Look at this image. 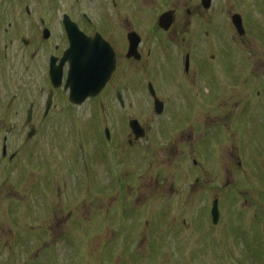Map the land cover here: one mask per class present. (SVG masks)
Returning <instances> with one entry per match:
<instances>
[{
	"label": "rangeland",
	"instance_id": "374dc122",
	"mask_svg": "<svg viewBox=\"0 0 264 264\" xmlns=\"http://www.w3.org/2000/svg\"><path fill=\"white\" fill-rule=\"evenodd\" d=\"M75 1L0 0V193L4 195L0 200V264H264V78L253 69L264 49V0H214L210 11L202 8L201 0H80L79 5ZM146 2L149 7H144ZM114 6H119L121 14L131 13L126 20L132 18L141 25L147 47L153 36L152 68L174 63L165 70L168 75L179 64L184 66L188 50L195 59L206 61L208 70H215L197 87L183 85L188 93L175 88L169 97L179 114L173 115L168 127L190 122L202 103L216 96L224 101V113H236L232 136L224 128L219 139L214 131L205 134L207 154L200 160L203 173L195 169L188 149L171 160L169 150H157L165 147V141L157 147L142 146L137 154L129 149L125 136L129 156L121 165L119 153L107 146L101 130L106 126L118 133L119 121L130 117L120 111L116 89L132 101L133 111L139 104L136 117L148 121L149 104L133 100L141 93L147 96L139 85L145 77L139 67L122 64L120 85L110 87L102 95L104 101L88 100L83 106H73L67 91L51 85L50 56L61 57L69 45L63 15L102 19L104 15L94 11L111 7L112 14ZM168 8L178 10L179 19L174 47H168L173 58L165 61L158 44L161 36L156 40L155 32L149 35L150 23L142 20L141 12L153 22ZM234 13L244 18L245 42L231 22ZM44 28L51 31L48 40L43 37ZM122 41L115 40L120 51ZM54 44L60 45V51ZM213 55L218 57L214 61ZM51 93L54 109L43 119ZM184 98L191 108L183 103ZM225 102L230 111L224 108ZM31 103L39 131L29 139L26 117ZM211 107L207 103L205 112ZM105 111L112 114L104 116L106 125L99 129ZM162 120L166 126L168 116ZM5 139L9 155L18 156L13 162L2 157ZM225 140L232 145L231 184L226 182L220 160ZM159 176L174 182L181 192L199 191L200 187V191L215 192L222 185L219 226L212 224L210 215L214 199L198 198L192 204L172 207L176 199L143 197L144 184ZM110 180L121 181L123 191L106 195ZM25 188L29 195L17 199ZM81 205L94 210L89 219L76 211ZM61 212L68 219L58 238L50 226ZM70 219L76 227H71ZM113 233L118 238L112 239Z\"/></svg>",
	"mask_w": 264,
	"mask_h": 264
},
{
	"label": "flooded vegetation",
	"instance_id": "af4514ba",
	"mask_svg": "<svg viewBox=\"0 0 264 264\" xmlns=\"http://www.w3.org/2000/svg\"><path fill=\"white\" fill-rule=\"evenodd\" d=\"M76 5H79L80 0H76L75 1ZM115 8L112 9L113 13H110V8L107 11H103V10H96L94 12L98 13V14H103L104 17H102V19H95V18H91L88 15H82L84 20H80V18L76 17V16H72L73 20L79 25L80 29L89 37L94 38L97 34H100L105 40H107L112 47L114 48L115 52H116V57H117V68H116V72L113 75V81H115V86H113V84L110 82L107 87L106 90L107 91L110 87H118L117 85H120V82L118 80L119 76L122 74L121 71V65H129L130 67H134L137 66L139 67L140 70H138L139 72H142L145 74V77L143 82H139V85L145 88L146 94H147V99H149L148 104H149V109H150V116L147 118L148 121L144 120V119H140V124L142 125V127L145 129L146 134L143 138H137L135 135L132 134V132L129 130H127L126 124H127V120L128 122H130L131 120H133L131 117L127 118V119H121L119 121V126L120 129L116 130L118 133L114 132L113 130L116 128H112L110 129L109 132V137L108 140L105 138V142L107 144L108 147H111V149L113 148L114 152H118L119 153V161H120V165L121 164H125L126 162V158L129 156V153L127 151V149L125 148V141L126 138L125 136H127V143L129 145V149L131 150H136L137 154L141 153V148L142 146L147 145L148 147H153L156 145V147L159 145V142H166L165 147L160 148L159 146L157 147V150L163 149V150H168V146H170L171 144V140L173 139V132L181 127H188V125L191 123L187 122L186 124L183 125H177V126H172V127H168L169 123L172 122L173 120V115L174 114H179V107L177 106L175 108V106L173 105V103H171L169 101V97L171 95V91L173 89L176 88L177 91H181L182 93H188L189 91H185L184 89H182L181 87L183 85H185V87L190 88V85L192 84V87H197L198 83L201 82L203 79L207 78H211L212 77V73L215 70H208L207 63H205L206 61L201 60L200 58L195 59L194 55H190L189 51L187 50L184 54H185V63L184 66H182L181 64H179L178 66V70L176 69H171L168 71V75L165 73V70L169 69L170 66H173V64L171 65H156L153 68L150 66V58L153 57V47L152 44H154V41L151 42L153 40V36H151L152 32H155V37L157 36V38H155L156 40L160 39L158 38V36H161L162 41H159V46L161 48V51L163 52V59L166 60H171L173 58V55L170 54V47H174L173 42V38L175 35V29L176 27H178V19H179V11H176V15H177V20L176 22L171 26V28L169 30H164L162 29L159 25H158V19L159 16L164 14L165 12L171 10V8L165 9L163 11H161L160 13H158V17L156 20H154L153 22L150 20H147L146 17H144L143 12L142 13V20H146L148 23H150V31H148L149 35L151 36L152 40L150 41L149 38V47H147L146 45V37H145V33H143L140 28L141 25H139V23L134 22L132 18H130V20H126V15L130 12H124L123 14H121L122 12L118 11V7L119 6H114ZM136 7V6H135ZM143 8V7H142ZM174 10V9H173ZM115 11V12H114ZM144 11V10H143ZM115 14V17L112 18L110 16H113ZM130 17H132L131 13H130ZM157 23V26H156ZM131 33H137L140 38H141V43L140 46L138 48V56H140L139 59H136L134 57H128L127 53H128V49H129V43H128V36ZM184 37L183 41L186 40ZM246 38L243 37L241 38L243 42H245L243 39ZM122 39V43L123 45H120L122 47V50L120 51V49L118 48V45L115 43V40H119ZM30 42H28L29 45ZM221 43V42H220ZM251 43V41H250ZM249 43V44H250ZM169 47V48H168ZM166 52V53H165ZM183 54V57H184ZM214 57V58H213ZM188 58H190V63L189 66L186 64V61L188 60ZM216 58H218L217 56H211V59L214 61L216 60ZM175 62H178L175 59ZM209 67V66H208ZM172 70H176L174 71V73L172 72ZM159 71H163L162 73ZM208 75V76H207ZM157 84L160 86V91L158 90L159 88H157ZM201 84V83H200ZM199 84V85H200ZM103 92V93H104ZM103 93L98 96L95 99H103L102 95ZM115 100L118 103V100L120 98H123L125 101V104L128 103L126 97H124L121 94V91L116 89L115 90ZM120 94V96H119ZM232 99V98H231ZM222 102L223 99L222 97H213L209 102H203L202 103V108L200 109L199 113H204L205 109H206V104L209 103L211 104V109L208 111V113H213L215 110H217L219 113V115L222 116L224 119L227 117L224 115L225 113L223 112V107H222ZM234 102V101H233ZM185 105L188 106V108L190 107V103L186 101V99L184 98V102ZM34 103H31L30 107L33 108V115L32 118L28 117V113H27V117L26 120L28 122V134H27V138L31 139L33 137H35L39 131L38 127L35 125V104L33 106ZM119 104V103H118ZM120 105V104H119ZM201 106V105H200ZM199 106V107H200ZM120 107H122L120 105ZM227 111H230V109H227V103L225 102V107H224ZM177 109V110H176ZM157 111H161V114L158 115L156 112ZM228 113V112H227ZM107 113H104V115H106ZM46 112L43 115V119H46ZM165 116H168L169 121L166 122V126H165V120H162V118H164ZM155 122V123H154ZM40 125L42 124V121L39 123ZM106 125V123H104V126ZM103 125L101 124L99 129H101ZM118 126V127H119ZM108 127L105 126V130ZM222 129L220 128L219 130H215L214 131V135L216 139H219L218 135L221 134L222 136ZM107 131V130H106ZM128 133H127V132ZM197 131H199V129H197ZM102 134L103 131L101 130ZM155 132H157V134H155ZM30 135H33L32 137H30ZM153 141V143L151 144V142ZM105 144V148L107 147ZM206 140L205 137L204 139L200 142L195 144L189 151H191V153L189 154L190 156L193 157V163L196 167V170L198 173H203L204 172V168L202 167V165L200 164V160H202V158H206V154H207V150H206ZM162 145V144H161ZM187 149V148H186ZM203 149V150H202ZM171 153V151H170ZM3 159H7L8 161L13 162L18 156L16 155V153L10 154L8 152L4 153L2 155ZM28 158H30V155H28ZM167 181V182H166ZM197 184H200V178L198 177L196 179ZM155 184L157 186V188L159 189L158 191H156L154 193V195L152 196H162L165 197V200L167 201H172L171 199H176L175 202L173 203L172 207L174 206V204H192L196 199H201V200H206V199H219L218 196H220L221 194V190H222V185H219V188L216 190L215 192H207V191H200L201 187L199 188V191H186V192H181V191H177L175 189V183L171 182L168 178L164 179V176H159L156 178H152L149 181V184H144L143 186V197L147 196V191L149 189V187H152V185ZM118 187H117V186ZM172 189V191L168 192L167 188ZM124 189V185L121 181H115V180H110L108 182V184L105 185V194L108 196H113L115 194H119L121 191H123ZM111 190H116L117 193L114 194H110ZM120 191V192H118ZM198 193H200L198 195ZM182 196V197H181ZM200 209V208H199ZM62 213V212H61ZM67 214H70L71 217L73 218V213L68 211ZM67 214H58L57 217H59L61 221L64 222V219H68ZM56 216V214L54 215ZM62 216V217H60ZM55 218V217H54ZM70 225L72 228L76 227V222L73 221V219H70Z\"/></svg>",
	"mask_w": 264,
	"mask_h": 264
},
{
	"label": "snow or ice",
	"instance_id": "6c2138e0",
	"mask_svg": "<svg viewBox=\"0 0 264 264\" xmlns=\"http://www.w3.org/2000/svg\"><path fill=\"white\" fill-rule=\"evenodd\" d=\"M144 7H149L147 2ZM185 26L187 27V25ZM68 36L71 40L70 49L64 54L65 64L56 69V78L59 81V86L62 80L65 82L66 90L70 91L71 96L75 94L78 98L82 99V102L78 104L83 106V101L86 97H95L101 90H106V85L110 82L115 86L116 82L112 79L115 70V53L103 43L86 39L76 29L72 32L71 36L68 33ZM53 47L56 51H60L59 44H54ZM253 69L256 76L264 78V49H262L259 62L253 65ZM133 100L143 101L144 105L148 103L147 97L143 93L134 96ZM118 103L122 106L120 111L122 113L127 111L132 119H136V113L141 111L139 104H137L135 111H133L132 101L125 104L124 99L120 98ZM224 115L227 119L221 117L219 113L211 114L204 112L201 114L194 112V119L188 127H181L173 132V139L170 146H168V150L171 151L172 155L168 156V159L171 160L173 157L183 155L186 148L190 150L195 144L200 143L208 132L224 128L225 132L229 136H232L235 129L231 125L236 123V113L232 112L230 115L225 113ZM231 152L232 145L226 140L223 141L220 160L223 165L226 182L229 184L234 180L230 167ZM2 172L3 169L0 168V175H2ZM185 176H187V172H185ZM35 179V175H33L32 181L34 182ZM211 179H215V177H211ZM29 187H31V184H29ZM158 190L157 186L153 184L148 189L147 195H154ZM28 195V189L25 188L22 196L17 197V199L26 198ZM3 199V193H0V200ZM76 211L83 219H89L94 212L93 209L84 207L83 205L78 207ZM50 227L58 238L62 236L64 231L63 221L53 218ZM116 238H118V233H113L112 239Z\"/></svg>",
	"mask_w": 264,
	"mask_h": 264
},
{
	"label": "water",
	"instance_id": "95a60500",
	"mask_svg": "<svg viewBox=\"0 0 264 264\" xmlns=\"http://www.w3.org/2000/svg\"><path fill=\"white\" fill-rule=\"evenodd\" d=\"M202 4H203V7L206 10H209L211 8V5H212V0H202ZM174 21H175V12L174 11H171V12L165 13L164 15L161 16V18H160V25L164 29L168 30L169 27L174 23ZM232 21H233L234 26L236 27V30H237L238 34L240 36H244L246 34V31H245V28H244V25H243L242 16L236 14V15L233 16ZM64 23H65V28H66L67 34L69 33L70 36H71L72 32L76 29L78 32H80L82 35H84L86 39H90L93 42H97V43H103V44L107 45L109 48H111L113 50V48L111 47V45L107 41H105L100 35H97L93 39L87 37L84 33H82L80 31V29L78 28L77 24L74 23L69 18V16H66L65 17ZM44 38L45 39H49L50 38V32L48 30H45L44 31ZM68 38H69V36H68ZM129 41H130V49H129L128 57L135 56L136 58H139V56H137V49H138V47L140 45V42H141L140 37L137 34H135V33L130 34L129 35ZM69 42L71 44L70 38H69ZM27 43L28 42H26V44ZM69 49H70V46H69L68 50ZM113 52H114V50H113ZM58 60L59 59L58 58H55V57H52L51 58L50 78H51V82L53 84V87L55 89H58L57 87L60 88V87H62L64 85V81L62 80L61 83H60V86H59V81L56 78V69L59 68L62 64H65L64 56L61 59L59 65H57ZM114 63H115V70H116V54H115V61H114ZM187 65L189 66V62H187ZM115 70H114V72H115ZM64 88L66 90L65 85H64ZM102 91L103 90H101L99 93H97L96 96H98ZM69 93H70V91H69ZM93 95H95V93H93ZM88 98H90V97H86L84 99L83 103ZM69 99H70V102L73 103V104H75V105H80L78 103H81L82 102V99L81 98H78L75 94H73V96H71V93L69 94ZM51 104H52V97L49 99L48 111H49V109L51 107ZM30 116H31V113H30ZM140 127L141 126L138 123V121L134 120V121L131 122V128H132V130L134 131L135 134H137L139 132V128ZM212 217H213V223L215 225H217L218 222H219V219H220V211H219L218 201H215V203H214L213 210H212Z\"/></svg>",
	"mask_w": 264,
	"mask_h": 264
}]
</instances>
